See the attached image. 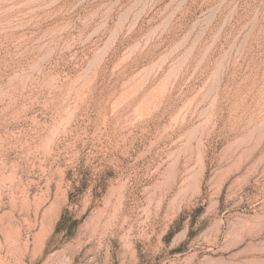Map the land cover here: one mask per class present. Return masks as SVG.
Instances as JSON below:
<instances>
[{
    "label": "rangeland",
    "instance_id": "obj_1",
    "mask_svg": "<svg viewBox=\"0 0 264 264\" xmlns=\"http://www.w3.org/2000/svg\"><path fill=\"white\" fill-rule=\"evenodd\" d=\"M0 264H264V0H0Z\"/></svg>",
    "mask_w": 264,
    "mask_h": 264
}]
</instances>
